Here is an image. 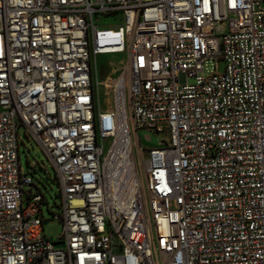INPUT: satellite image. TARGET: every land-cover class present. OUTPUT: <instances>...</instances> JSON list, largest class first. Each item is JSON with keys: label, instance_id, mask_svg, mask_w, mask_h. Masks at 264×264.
<instances>
[{"label": "built area", "instance_id": "2783aa9c", "mask_svg": "<svg viewBox=\"0 0 264 264\" xmlns=\"http://www.w3.org/2000/svg\"><path fill=\"white\" fill-rule=\"evenodd\" d=\"M0 264H264V0H0Z\"/></svg>", "mask_w": 264, "mask_h": 264}, {"label": "rangeland", "instance_id": "374dc122", "mask_svg": "<svg viewBox=\"0 0 264 264\" xmlns=\"http://www.w3.org/2000/svg\"><path fill=\"white\" fill-rule=\"evenodd\" d=\"M109 24L107 28L116 29L121 25L120 21H107ZM126 61L125 54H111L107 56H99L97 59V74L94 75V82L98 79L100 82L104 81L108 76L115 75L113 71H117ZM211 67H208V72ZM100 96L102 100V107L108 105L109 97L104 89H100ZM20 163L24 171H32L31 177L38 186L39 190L45 197L43 203V217L47 219L44 222V235L46 238H56L62 231V223L59 220L53 219V214H61L60 209L62 198L55 167L41 147V145L33 138H27L22 129L20 132ZM150 136V140L147 137ZM160 135L152 134L150 132L141 131L134 135L135 142L141 144L143 148L149 149L161 140ZM109 141H106L108 144ZM138 155V154H137Z\"/></svg>", "mask_w": 264, "mask_h": 264}, {"label": "bare ground", "instance_id": "6f19581e", "mask_svg": "<svg viewBox=\"0 0 264 264\" xmlns=\"http://www.w3.org/2000/svg\"><path fill=\"white\" fill-rule=\"evenodd\" d=\"M135 145L138 146V142L137 143L135 142Z\"/></svg>", "mask_w": 264, "mask_h": 264}, {"label": "crops", "instance_id": "0c3cea01", "mask_svg": "<svg viewBox=\"0 0 264 264\" xmlns=\"http://www.w3.org/2000/svg\"><path fill=\"white\" fill-rule=\"evenodd\" d=\"M114 72V71H113ZM115 74V73H114Z\"/></svg>", "mask_w": 264, "mask_h": 264}]
</instances>
